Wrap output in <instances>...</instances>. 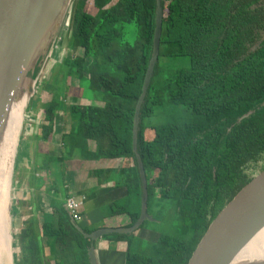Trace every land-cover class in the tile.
Segmentation results:
<instances>
[{
  "label": "trees",
  "instance_id": "16d2710c",
  "mask_svg": "<svg viewBox=\"0 0 264 264\" xmlns=\"http://www.w3.org/2000/svg\"><path fill=\"white\" fill-rule=\"evenodd\" d=\"M86 2L77 0L68 40L69 49L79 54L74 58L63 55L52 68L57 72L44 86L51 99L45 107L48 123L42 124L39 140L44 150L59 114L73 120L71 131L63 134L70 152L77 150L86 159L131 158L132 165L128 162L91 172L100 183L108 178L123 180L127 199L137 209L117 208L118 202H114L110 214L129 212L131 225L141 204V181L132 150L133 117L152 53L156 0H93L94 13L85 10ZM261 3L163 1L160 52L141 108L138 151L147 173L148 206L151 200L159 205L171 201L178 232L160 235L148 252L135 244L141 239L134 233L104 235L127 241V264H188L212 220L259 172L264 160ZM131 28L136 33L134 41L129 40ZM178 57H186L187 65L175 67L164 62ZM70 75L78 84L88 82L94 97L86 104L76 99L65 102L69 90L65 78ZM168 104L179 106L174 119L154 127L145 124L157 107ZM90 140L96 144L93 150ZM38 157L43 165L55 159L47 150H39ZM66 157L67 153L59 160ZM50 183L57 195L54 180ZM30 185L33 187V172ZM37 199L31 188L26 205L32 212L17 235L21 254L15 264H51L44 238L54 240L56 249L51 256L55 264H91L89 239L71 222L64 205H53L55 218L41 222L33 215L34 204L40 213Z\"/></svg>",
  "mask_w": 264,
  "mask_h": 264
},
{
  "label": "water",
  "instance_id": "95a60500",
  "mask_svg": "<svg viewBox=\"0 0 264 264\" xmlns=\"http://www.w3.org/2000/svg\"><path fill=\"white\" fill-rule=\"evenodd\" d=\"M164 0H156L152 53L141 93L135 105L132 126V150L141 181V204L138 218L128 226H102L85 231L77 220L71 222L90 239L91 264H99L94 243L111 233L130 234L154 217L148 211V179L138 151L140 113L160 52ZM73 0H0V140L3 137L14 102L34 92L38 76L47 67L58 42L66 15ZM77 3V1H76ZM76 9V4H75ZM75 13V12H74ZM74 18V16H73ZM39 83V82H38ZM27 104V102H26ZM252 111L243 114L239 120ZM15 158V159H14ZM17 149L13 157L16 171ZM33 189V187H32ZM34 204V215L36 216ZM264 228V168L255 174L221 209L205 230L188 264H264V258L244 259L239 254Z\"/></svg>",
  "mask_w": 264,
  "mask_h": 264
},
{
  "label": "rangeland",
  "instance_id": "374dc122",
  "mask_svg": "<svg viewBox=\"0 0 264 264\" xmlns=\"http://www.w3.org/2000/svg\"><path fill=\"white\" fill-rule=\"evenodd\" d=\"M76 1L77 0H73L69 8V11L65 18V22H63V29L59 34L58 42L53 49L54 51L48 60L47 67L45 66V69L42 70V72L38 76L39 83H36L34 92L28 98L27 104L24 108L25 119L22 122L21 128L18 129V125L12 126V123L10 122V130L12 132H16V129H18V135L16 139L17 159L15 163L16 171H14L12 174V183L10 180H8V176L6 179H4V174L2 181H5L3 185L1 183L2 186L0 189V239L2 241L0 240V244L3 243L4 232L7 238V243L5 244V246H3V249L9 252L12 256H14L15 261L16 257H20L21 254L17 235L24 227L25 221L30 219V215L32 212L31 207L26 204L30 198L31 186V171H29L28 164L32 161L33 142L38 136L34 132V130L40 129V122L42 120L46 122L47 119L44 118L45 107L47 101L51 99V94H49L48 91L44 90V86L49 84L51 74L53 72H57L56 69L52 71V68L53 66H55V63L62 59L63 55L74 58L79 54L76 49H69L68 46V40L72 28ZM93 4V0H87L85 4V10L90 13H94L95 8L93 7ZM130 30L132 32H129V40L134 41L136 35L135 29L131 28ZM89 62L90 59H88L86 62L85 73H88L87 67ZM164 62L170 66L182 67L187 65V58L178 57L164 59ZM65 81L69 86V90L67 91V97L65 98L66 103H69L76 99L79 100L81 103L83 102L84 104H86V102H88L94 97V93L89 88L88 82L86 80L79 81L78 84V81L75 80L72 75H70L66 76ZM76 103L78 102L76 101ZM178 112L179 106L177 105L168 104L165 106H160L157 107L155 112L150 117L146 118L144 122L147 126H159L174 119L173 116L178 115ZM60 117L61 116H59V114L56 115V119ZM68 118L70 117L68 116ZM46 146L49 147L50 145L48 144ZM262 161L263 162L261 163V167L264 164V160ZM261 167L259 166L257 168L259 172L261 171ZM120 206H125L126 209L128 208V210L132 209L131 203L128 199L118 202L117 208ZM148 211L154 217V219L146 220L144 222L142 227L148 229L147 234L144 236H136V239L141 240H136L135 242V244L140 247V250L143 249L145 252H148L151 249L150 244L156 242L160 235H173L176 231L178 232V223L175 217V208L171 201H165L162 205H159L157 201L151 200L148 206Z\"/></svg>",
  "mask_w": 264,
  "mask_h": 264
},
{
  "label": "crops",
  "instance_id": "0c3cea01",
  "mask_svg": "<svg viewBox=\"0 0 264 264\" xmlns=\"http://www.w3.org/2000/svg\"><path fill=\"white\" fill-rule=\"evenodd\" d=\"M72 121L71 118H57L55 120L54 131L51 135L52 138L47 141L50 146H46L44 150H42L44 145L40 144L41 141L39 139L42 130L41 126L44 123H48V120L46 122L42 120L40 122V129L34 130L38 136L33 142V158L31 163L28 164V168L29 171L33 172V198L36 196L40 204V213L37 212L36 217L41 222L44 218H55L53 205H64L71 216L66 204V196L84 194L87 198L80 209L81 217L77 220L78 223L81 222L84 227L91 229V231L102 226H128L131 219L129 212L112 215L110 214L109 207L111 203L127 199V186L123 184V180L119 182L118 179V183L117 178H108L106 182L100 183L98 178L91 172L100 168L122 166L128 162V165H132L131 158L86 159L77 150L70 152L67 149V145L63 143V134L71 131ZM88 145L91 150L96 148V144L91 140ZM39 150H47L55 159L50 164H40L41 162L39 163L40 160L38 157ZM66 153L68 157L64 161H60L59 159ZM52 179L58 190V196L54 192V189L51 188L50 182ZM31 188L30 186V191ZM135 208L134 206L131 210L135 211ZM147 230L146 228L140 227L133 233L137 237L144 236L147 234ZM44 242L45 253L47 256H50V263L55 264V258L51 256L56 249L54 240L44 238ZM44 242L42 241V244ZM89 242L91 244L90 239ZM94 245L99 264H127L126 252L128 243L126 240L117 241L102 236Z\"/></svg>",
  "mask_w": 264,
  "mask_h": 264
},
{
  "label": "bare ground",
  "instance_id": "6f19581e",
  "mask_svg": "<svg viewBox=\"0 0 264 264\" xmlns=\"http://www.w3.org/2000/svg\"><path fill=\"white\" fill-rule=\"evenodd\" d=\"M26 99L27 96L21 99V101L14 102L10 110L7 127L5 129L3 137L0 140V189L5 181V180L2 181L3 174H4V179H6L8 176V180H10L12 183L11 179H12V174L14 172L12 159L17 149L16 147V139L18 135L17 132L18 129L21 128L22 122L25 119L24 108L27 102ZM10 122L12 123V126L18 125L17 126L18 129H16V132H12L10 130L11 128ZM6 243H7V238L3 232V243L0 244V264H15V257L3 249V246H5ZM252 258H259V259L264 258V228L261 231H259L255 235V237H253L252 240H250V242L245 246V248L239 254L238 259L242 261L244 259H252Z\"/></svg>",
  "mask_w": 264,
  "mask_h": 264
},
{
  "label": "built area",
  "instance_id": "2783aa9c",
  "mask_svg": "<svg viewBox=\"0 0 264 264\" xmlns=\"http://www.w3.org/2000/svg\"><path fill=\"white\" fill-rule=\"evenodd\" d=\"M86 200V197L84 194L82 195H70L66 199V204L68 207V210L75 220H79L81 215H80V209L82 205L84 204Z\"/></svg>",
  "mask_w": 264,
  "mask_h": 264
},
{
  "label": "flooded vegetation",
  "instance_id": "af4514ba",
  "mask_svg": "<svg viewBox=\"0 0 264 264\" xmlns=\"http://www.w3.org/2000/svg\"><path fill=\"white\" fill-rule=\"evenodd\" d=\"M260 1L262 2V3H261V6H264V0H260ZM259 3H260V2H259ZM259 3H258V5H260ZM93 7H94V4H93ZM252 7H253V6H252ZM258 46H259V44L256 45L255 47H258ZM255 47H254V48H255Z\"/></svg>",
  "mask_w": 264,
  "mask_h": 264
}]
</instances>
